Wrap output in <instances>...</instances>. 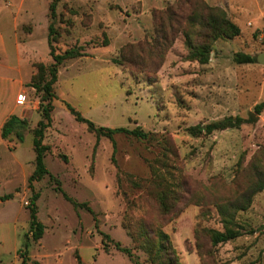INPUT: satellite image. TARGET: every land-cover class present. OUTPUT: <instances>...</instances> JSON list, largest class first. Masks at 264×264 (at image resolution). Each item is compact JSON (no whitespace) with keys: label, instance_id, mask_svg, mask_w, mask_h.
Wrapping results in <instances>:
<instances>
[{"label":"rangeland","instance_id":"obj_1","mask_svg":"<svg viewBox=\"0 0 264 264\" xmlns=\"http://www.w3.org/2000/svg\"><path fill=\"white\" fill-rule=\"evenodd\" d=\"M52 1L0 0V76L28 80L19 96L22 111L15 113L27 123L7 139L0 134V264H136L117 241L151 264L128 235V225L137 234L143 221L162 225L181 264H264V190L229 223L242 235L212 242L213 231L225 230L219 207L233 212L258 178L264 111L239 128L200 136L188 129L231 115L247 118L264 101V62L258 60L264 57V0H61L54 19ZM208 7L224 10L241 34L213 41L209 62L201 64L189 57V46L211 42L198 23ZM52 22L59 35L55 53L83 46L86 55L59 66L45 164L63 191L92 212L76 208L49 175L33 189L28 184L34 131L46 120L40 94L29 84L40 62H52ZM236 53L254 62L237 63ZM12 89L2 98L12 97ZM66 102L98 126L140 127L148 137L116 134L114 151L106 137L97 143ZM33 193H39L38 219L45 226L37 241L27 237ZM7 194L12 197L3 199ZM104 233L112 239L107 248Z\"/></svg>","mask_w":264,"mask_h":264},{"label":"trees","instance_id":"obj_2","mask_svg":"<svg viewBox=\"0 0 264 264\" xmlns=\"http://www.w3.org/2000/svg\"><path fill=\"white\" fill-rule=\"evenodd\" d=\"M59 1L61 0H53L50 5V17L52 19L55 18L56 5ZM208 12L209 13L206 18H203L198 23L202 30L207 31L206 37L211 39V42H205L197 46H189L191 49L189 57L191 59L197 60L201 64H207L209 62L211 50L210 47L213 41L221 37L234 38L241 34L240 27L227 17L224 10L218 7H208ZM58 36V32L55 29L53 22L50 23L48 26V44L50 47L52 62L49 65L44 64V62H40L38 65V71L33 75L32 81L29 84L30 87H34L40 94V110L46 120L39 121L38 127L34 131L33 146L35 150V169L28 179V184L33 189L34 181L42 180L46 175H49L50 179L56 181L57 189L60 190L64 194L65 198L71 201L76 208L84 207L92 212L91 208L88 207L86 203H78L63 191L59 180L50 174L45 164V155L50 150V146L44 144L43 139L45 129H47L51 123V112L54 109L53 100L57 97L55 93V84L58 81L59 66H61L66 60L86 55L83 46H75L67 49L63 53H55L54 43L58 41ZM234 61L237 63H253L254 57L249 54L236 53L234 55ZM66 107L76 117L77 121L86 124L88 130L95 134L97 143L102 137L110 139L113 142L114 151L116 149L114 140V136L116 134H128L141 139L148 137V134L140 127L130 129L127 127L111 128L107 126H98L90 119L84 117L70 103L66 102ZM263 111L264 101L256 104L253 110L250 111L247 118L239 115H231L226 116L219 121L198 124L191 126L188 129L192 135L200 136L202 134H211L216 130L239 128L243 124H252L257 122ZM26 123L27 122L25 120H22L16 114H12L2 127V138L7 139L18 124ZM20 141H23V137H20ZM255 169L258 178L253 182L248 191L242 195L244 201L235 203L233 205V212H229V210L223 206L219 207L220 213L226 219V221H224L225 230L213 231L212 242L214 245L228 242L242 235L239 230L230 227L229 223L235 217V212L247 210L251 206L255 194L264 190V161L259 160L255 165ZM11 197V194H7L3 196V199H10ZM38 198L39 193H33L30 198V229L27 233L28 239V235L30 233L32 234V237L35 241L39 240L45 232L44 224L38 219V210L36 205ZM161 226L162 225L160 224L155 225L152 223H147V221H143L141 225L138 226L139 230L137 234H135L132 232L131 227L133 226L130 224L128 225V235L132 237L135 243L140 244V248L145 251L147 254V260L151 264H181L180 257L170 239V236L162 230ZM108 241H112V239L109 234L104 233L103 244L105 248L109 247ZM26 245L28 244L26 243ZM115 246L119 250L125 252L136 264H144L140 261L139 257L134 254L131 248L123 247L119 241L115 243ZM25 252L27 251L25 250ZM26 261L27 259H24L22 264H26Z\"/></svg>","mask_w":264,"mask_h":264},{"label":"crops","instance_id":"obj_3","mask_svg":"<svg viewBox=\"0 0 264 264\" xmlns=\"http://www.w3.org/2000/svg\"><path fill=\"white\" fill-rule=\"evenodd\" d=\"M2 33L0 31V43L3 41ZM4 48V46H3ZM17 53L20 54L22 51V44L18 41V45L16 47ZM4 50L0 48V52ZM1 61V57H0ZM28 80L24 78H8L4 76H0V134L2 127L6 120L12 115L17 113L19 110L22 111L23 103L20 101L19 96H22L23 90L26 88L25 84ZM12 87L13 95L9 98H2L3 95L7 94V86ZM14 87H13V86Z\"/></svg>","mask_w":264,"mask_h":264},{"label":"water","instance_id":"obj_4","mask_svg":"<svg viewBox=\"0 0 264 264\" xmlns=\"http://www.w3.org/2000/svg\"><path fill=\"white\" fill-rule=\"evenodd\" d=\"M258 60H259V62H264V57L263 56H259Z\"/></svg>","mask_w":264,"mask_h":264}]
</instances>
